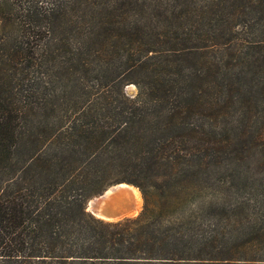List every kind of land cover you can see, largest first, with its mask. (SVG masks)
Listing matches in <instances>:
<instances>
[{"label":"trees","instance_id":"obj_1","mask_svg":"<svg viewBox=\"0 0 264 264\" xmlns=\"http://www.w3.org/2000/svg\"><path fill=\"white\" fill-rule=\"evenodd\" d=\"M0 264H264V0H0Z\"/></svg>","mask_w":264,"mask_h":264},{"label":"water","instance_id":"obj_2","mask_svg":"<svg viewBox=\"0 0 264 264\" xmlns=\"http://www.w3.org/2000/svg\"><path fill=\"white\" fill-rule=\"evenodd\" d=\"M128 187L131 185L119 183L106 188L101 194L94 196L86 202V210L94 218L115 222L132 213L133 205L130 201Z\"/></svg>","mask_w":264,"mask_h":264},{"label":"rangeland","instance_id":"obj_3","mask_svg":"<svg viewBox=\"0 0 264 264\" xmlns=\"http://www.w3.org/2000/svg\"><path fill=\"white\" fill-rule=\"evenodd\" d=\"M123 91L125 93L126 96L130 97V98H133L136 94V88L132 85V84H127L123 87ZM250 152H248L247 154H249ZM250 156H251V153H250ZM251 161V163H249V166H252L253 162L252 160H249ZM221 180H226L224 177H221ZM136 189V188H135ZM94 197V196H93ZM140 197V195H139ZM92 198V197H91ZM88 201V200H87ZM141 205H142V202H141V198H140V203H139V206H138V210L136 213L134 214H127L123 219L125 218H132V217H135L141 210ZM86 207V205H85ZM122 220V219H121ZM120 221V220H119Z\"/></svg>","mask_w":264,"mask_h":264},{"label":"bare ground","instance_id":"obj_4","mask_svg":"<svg viewBox=\"0 0 264 264\" xmlns=\"http://www.w3.org/2000/svg\"><path fill=\"white\" fill-rule=\"evenodd\" d=\"M129 189V194H130V201L132 202V205H133V209H132V213L131 214H134L137 212L138 210V206H139V203H140V197H139V193L137 191V189H135L134 187H128ZM86 210H88V208H86Z\"/></svg>","mask_w":264,"mask_h":264}]
</instances>
